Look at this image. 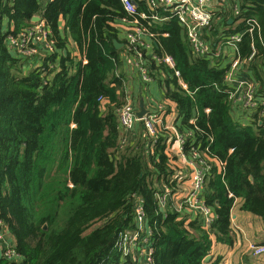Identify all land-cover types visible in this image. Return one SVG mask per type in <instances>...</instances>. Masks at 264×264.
I'll use <instances>...</instances> for the list:
<instances>
[{
    "label": "trees",
    "instance_id": "obj_1",
    "mask_svg": "<svg viewBox=\"0 0 264 264\" xmlns=\"http://www.w3.org/2000/svg\"><path fill=\"white\" fill-rule=\"evenodd\" d=\"M9 1L4 13L14 32L41 15L54 51L43 59V70L26 71L0 33V219L18 254L0 264H130L115 246L124 231L135 228L137 198L152 231V264H204L215 245L234 246L237 200L264 224V115L245 125L234 120L224 93L227 57L193 56L177 19L149 27L158 35L153 53L175 59L192 93L145 53L153 77L168 88L165 110L174 108L180 131H194L200 139L189 124L196 111L203 144L213 138L211 154L224 164L212 163L202 194L218 217L207 230L200 219H180L173 204L159 206L163 186L183 191L176 184L180 170L166 155L167 134L160 135L153 154L143 123L134 144L121 142L118 111L126 102V64L133 54L115 45L128 18L120 1ZM133 1L140 12L163 17L150 8L151 0ZM234 1L238 12L218 13L207 37L216 44L221 36L245 33L247 20L259 22L260 31L246 33L239 49L243 59L252 54V44L257 50L247 73L264 102V0Z\"/></svg>",
    "mask_w": 264,
    "mask_h": 264
},
{
    "label": "built area",
    "instance_id": "obj_2",
    "mask_svg": "<svg viewBox=\"0 0 264 264\" xmlns=\"http://www.w3.org/2000/svg\"><path fill=\"white\" fill-rule=\"evenodd\" d=\"M42 1L43 3L53 2V0ZM119 1L128 15V18L123 19L121 24L127 28L126 43L128 50L133 54L130 66L129 64L128 66L132 72L137 73L145 86V90H148L154 81V77L150 66L145 62L143 49L147 44L143 36L156 37L149 30L154 22L177 19L185 31L186 41L191 47L193 56L198 58H228V53L232 54L228 62L229 69L225 76L227 87L224 93L230 101L231 115L234 120L245 125L249 121L263 117L264 102L257 97V85L249 76L247 78L242 76L247 73V65L256 57L257 50L252 44V54L248 59H243L239 49V44L243 41L246 33L254 34L260 31V24L257 20L249 19L246 21L245 33L221 36L216 44H212L208 41L207 35L213 30L215 16L224 10L238 12V6L234 2L229 0H151L150 7L162 11L163 17H160L158 15L149 16L140 12L133 0ZM9 6V0H0V33L7 35L8 47L24 61L26 70H43V59L54 51V43L50 40L51 31L46 21L41 15H36L33 17L30 26L15 33L13 21H10L4 13L5 8H9ZM208 6H215L216 8L210 10ZM37 18H39L38 22L35 21ZM164 35L168 36L167 34ZM155 59L160 65H164L172 71L173 77L177 79L180 87L192 95L172 56H157ZM41 61L43 65L40 64ZM83 63L87 64V61L84 59ZM206 113L209 114L210 110L207 109ZM166 116L167 111L163 103H154L144 118L138 119L137 110L129 93L126 92V102L118 111L120 126L124 132L121 142L124 145L128 144L133 134L136 133L138 124L143 123L144 131L149 139L148 149L153 154L159 143L160 135L162 133L167 134L166 155L171 159V163L175 164L179 158L184 160V165L179 168L180 179L178 183H189L190 186L183 187V191L177 193H172L171 188L163 186V189L157 194L159 206L164 210L171 203L180 219H186L189 223L193 219H200L202 226L209 230L218 220V217L212 207L207 205L202 194L212 170V163L216 162L220 167H223L224 164L211 154L210 147L213 138L208 139V144H203L204 137L197 127L196 119L191 120L190 125L199 131L200 139L195 138L194 131L184 133L177 128L176 132H172L170 135L169 129L165 125ZM244 119L248 122H243ZM229 197L232 198L233 195L230 194ZM134 216L135 228L124 231L115 247L122 258L130 264H152V231L148 228V219L141 198H137ZM231 230L236 239L244 237V232L239 226L233 225ZM248 247L255 258L264 257V244L250 243ZM0 248L3 251V259L13 261L18 258L15 244L2 219H0Z\"/></svg>",
    "mask_w": 264,
    "mask_h": 264
},
{
    "label": "crops",
    "instance_id": "obj_3",
    "mask_svg": "<svg viewBox=\"0 0 264 264\" xmlns=\"http://www.w3.org/2000/svg\"><path fill=\"white\" fill-rule=\"evenodd\" d=\"M193 1H197V0H193ZM231 2H235V1L233 0ZM215 8H216L215 6H208V9H210V10H214ZM230 21H232V19H230L229 22ZM230 23H232V22H230ZM126 30H127V28H124L122 25H119V42H117L119 48H117V49L125 48V49H127V51H129L128 47H127V43H126ZM209 34H211V33H209ZM163 36H165V35H163ZM157 37H158V35H156L155 38H157ZM143 39L146 42L147 46L150 45L147 49H146L147 46L143 49L144 56H145V53L148 56H149V54H151V57L153 58V60L156 61L155 57H157V55H155V53H153L154 43H155V41L153 40L154 38H151V37L145 35V36H143ZM207 39H208V41H210L208 37H207ZM132 57L133 56H131V58H128L127 63L129 64V66H130V61H131ZM231 57H232V54L228 53V61L226 62V65L229 64L228 62H229V59ZM145 62H147L148 65L150 66L146 57H145ZM156 63H157V65L160 66L158 61H156ZM40 64L43 65L42 61ZM129 66L126 64V67H127L126 73H127V77L129 80V84H128V87L126 88V92L129 93V96L131 97L133 105H134L135 109L137 110V112L140 110V106L142 104V101H143L145 109L147 111H149L152 108L154 103H164L165 104L164 96H165V91L168 88H167L166 84H164V80L162 83H160L154 77V81L148 87V90H145V86L141 82L137 73L132 72L129 69ZM26 71H29V70H26ZM242 76L247 78L248 74L245 73V75H242ZM171 89H174L173 84H171ZM148 96L153 97L155 102H152V103L149 102L147 100ZM194 117L195 118L197 117L196 111L194 112ZM243 122L247 123L248 121L244 119ZM180 124H181V122H180V118L178 117V113L174 108H172L171 112H167V116L165 118V125L169 129L168 133L170 135H172V132L173 133L176 132V128L180 130V127H179ZM138 137H139V134L136 131V133L133 134V136L129 140L128 144L129 145L134 144ZM174 157L177 158V156H175V155H174ZM173 165L176 166L178 169L182 168V165H184V160L179 158V159H177L175 164L173 163ZM241 203H242V201L238 200L236 205H235V208L232 211V223L234 222L236 225L240 226L244 230V237L236 239L235 244L232 247L227 246V245H215L214 249L211 253V256H210L211 259L207 263H204V264H224L226 262L231 263V261H233L232 264H264V257L254 258L253 256H251V254L248 255V253H246L245 256L241 255V254H244V252L246 251V249L250 243L264 244V224H263L261 218L258 216H255V215H252V214H249V213L242 211L241 210V206H242ZM239 244L243 245L242 248L234 249L235 246H237Z\"/></svg>",
    "mask_w": 264,
    "mask_h": 264
},
{
    "label": "water",
    "instance_id": "obj_4",
    "mask_svg": "<svg viewBox=\"0 0 264 264\" xmlns=\"http://www.w3.org/2000/svg\"><path fill=\"white\" fill-rule=\"evenodd\" d=\"M35 21L38 22V21H39V18L35 19ZM230 22H233V21H230ZM181 38H182V41H183V42H186V37H185V31H184V30L181 32ZM115 45H116L117 48H119L117 42H115ZM147 113H148V111L145 109L144 103H143V101H142V104H141V106H140V110L137 112V118L140 119V120H142V119L144 118V116H145ZM210 259H211L210 256L207 257V258L205 259L204 263H207ZM2 260H3V251H2V249L0 248V262H1Z\"/></svg>",
    "mask_w": 264,
    "mask_h": 264
},
{
    "label": "rangeland",
    "instance_id": "obj_5",
    "mask_svg": "<svg viewBox=\"0 0 264 264\" xmlns=\"http://www.w3.org/2000/svg\"><path fill=\"white\" fill-rule=\"evenodd\" d=\"M124 147H126V146H123L122 148H124ZM180 174V173H179ZM176 184L179 186V187H189L190 186V184L189 183H178V182H176ZM233 225H236L234 222L233 223H231V226H233ZM236 226H238V225H236ZM240 227V226H239ZM241 228V227H240ZM242 229V228H241ZM242 231L244 232V230L242 229ZM235 240H236V238H235ZM242 244L240 245H237V246H235V248L234 249H236V248H238V249H240V248H242ZM246 253H248V255H250L251 254V256H252V252H251V250L249 249V247H247V249H246V251L244 252V254H241V255H243V256H245L246 255ZM254 257V256H253ZM255 258V257H254ZM233 263V261H231V263H227V264H232Z\"/></svg>",
    "mask_w": 264,
    "mask_h": 264
}]
</instances>
